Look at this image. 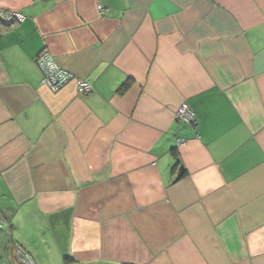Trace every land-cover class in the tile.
<instances>
[{
    "label": "crops",
    "instance_id": "1",
    "mask_svg": "<svg viewBox=\"0 0 264 264\" xmlns=\"http://www.w3.org/2000/svg\"><path fill=\"white\" fill-rule=\"evenodd\" d=\"M0 14V264L17 247L34 264H264V0ZM42 49L92 91H50Z\"/></svg>",
    "mask_w": 264,
    "mask_h": 264
},
{
    "label": "built area",
    "instance_id": "2",
    "mask_svg": "<svg viewBox=\"0 0 264 264\" xmlns=\"http://www.w3.org/2000/svg\"><path fill=\"white\" fill-rule=\"evenodd\" d=\"M102 11L104 10L102 9ZM6 17L18 22L22 21L23 19L20 14H8ZM35 63L41 71L42 84L52 92L59 91L62 87L70 82L75 83L79 93L86 94L92 91V85L90 82L79 78L62 68L46 49H42L37 53L35 57ZM176 116L180 122H193V116L188 110L186 104H182L178 108ZM15 251L20 264H34L31 256H29V254L26 253L21 247H17Z\"/></svg>",
    "mask_w": 264,
    "mask_h": 264
},
{
    "label": "water",
    "instance_id": "3",
    "mask_svg": "<svg viewBox=\"0 0 264 264\" xmlns=\"http://www.w3.org/2000/svg\"><path fill=\"white\" fill-rule=\"evenodd\" d=\"M182 172H183V168H182V166H180L176 178H178L182 174Z\"/></svg>",
    "mask_w": 264,
    "mask_h": 264
},
{
    "label": "trees",
    "instance_id": "4",
    "mask_svg": "<svg viewBox=\"0 0 264 264\" xmlns=\"http://www.w3.org/2000/svg\"><path fill=\"white\" fill-rule=\"evenodd\" d=\"M173 155H176L174 151H173ZM179 163H180L179 160L176 159L175 164H174V167L177 166Z\"/></svg>",
    "mask_w": 264,
    "mask_h": 264
},
{
    "label": "rangeland",
    "instance_id": "5",
    "mask_svg": "<svg viewBox=\"0 0 264 264\" xmlns=\"http://www.w3.org/2000/svg\"><path fill=\"white\" fill-rule=\"evenodd\" d=\"M24 250V249H23ZM26 253H28L26 250H24ZM29 254V253H28ZM29 256H30V254H29Z\"/></svg>",
    "mask_w": 264,
    "mask_h": 264
}]
</instances>
